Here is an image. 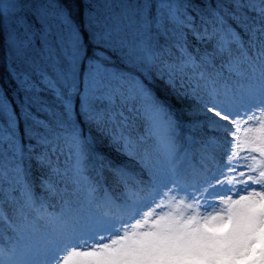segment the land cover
<instances>
[{
  "label": "snow or ice",
  "instance_id": "1",
  "mask_svg": "<svg viewBox=\"0 0 264 264\" xmlns=\"http://www.w3.org/2000/svg\"><path fill=\"white\" fill-rule=\"evenodd\" d=\"M0 5V219L18 236L0 247V264H264V0H157L87 20L84 0H58L39 16L26 0ZM169 36L178 39L162 44ZM193 42L212 43V52ZM216 55L228 57L235 85L217 87L201 70ZM193 100L196 122L201 113L206 122L207 160L223 149V167L187 178L169 166L165 175L125 111L144 118L155 151L171 163L178 117ZM61 145L84 195L53 213L38 205L27 165L52 170ZM104 146L121 193L105 190L96 203L87 162ZM136 164L150 170L147 181L133 174ZM201 180L187 202L180 192ZM15 203L19 225L8 219ZM100 206L110 212L94 215ZM25 208L36 213L31 221Z\"/></svg>",
  "mask_w": 264,
  "mask_h": 264
},
{
  "label": "rangeland",
  "instance_id": "2",
  "mask_svg": "<svg viewBox=\"0 0 264 264\" xmlns=\"http://www.w3.org/2000/svg\"><path fill=\"white\" fill-rule=\"evenodd\" d=\"M36 1V10H33L36 15H42L46 13H52L55 11L54 7H49V2L45 0H34ZM157 2V0H155ZM16 0H4V4L15 3ZM144 0H128V5H135L137 3H144ZM31 4L26 2V8ZM43 5V7H40ZM3 8V5H1ZM128 13L135 11L133 8H128ZM156 9H153L155 13ZM167 41L168 46H171L178 39L176 36H169L167 38L161 39V43ZM195 48L199 53L205 51L212 52V43L209 42H193ZM176 58L175 50H173V59ZM209 78L216 81L217 87L223 86H233L239 80L240 77L236 74V70L229 67V60L226 56L216 55L214 59L210 60L206 65L202 66V69ZM239 71H247L246 67L239 69ZM192 107L189 109L187 106L182 110L179 119V127L176 129L175 134V144L176 152L171 163L166 158L165 154L162 152L155 151V140L149 136V128L147 122L142 116H140L135 110L125 111V116L128 117L130 128L129 131L132 132L134 136L137 137H147L143 147L147 149L153 158V164L160 168L165 175H168V168L171 166L175 172L190 178L198 173H203L208 175L205 169L211 172L217 173L219 175L218 169L223 167V158L225 151L223 149L217 148L215 155V162L210 164L207 160L206 143L208 138V133L204 129V124L206 123L202 116L199 114L200 120L197 123V112L196 101L193 100ZM131 108V105H129ZM61 151L55 153L51 160V168L49 169H38L35 162L29 163L27 165L31 171L28 173L29 178L34 182L35 188L34 192L37 197L38 205L43 203L49 212L58 213L64 207L66 201H71L73 205H77L82 199L84 193L78 190L77 186L72 183L73 173V159L69 158L68 153L63 150L61 145ZM102 158H97L96 156L91 157L87 162L86 175L88 178L96 184L98 188V200L99 203L102 200L105 190L119 196L121 193V188L113 181L110 172L107 168V163L115 159L112 151L104 146L100 153ZM133 174L139 178L147 181L150 175V170L147 168H142L141 165L136 164L132 166ZM51 184L53 190L49 191L45 184ZM203 185V181H199L195 188L191 189V194L180 192L181 196H187V202H191L192 196L195 195L199 197L198 189ZM246 193L240 192L238 194L232 195L233 199H237L239 195H244ZM2 198V194H0ZM220 198H226L223 194ZM16 200L20 201L19 194L16 195ZM218 203V200L216 201ZM21 203H15L8 206V219L9 223L12 225H19L22 223V217L18 216L15 212L17 207H20ZM146 207V206H145ZM94 215H103L106 212H110L109 209L100 206L92 209ZM203 211V209L201 210ZM24 214L31 221L36 213L30 209H24ZM43 222H40L42 225ZM98 232L100 234H106L104 228H99ZM18 241L17 232L14 231L13 227L9 224L4 223L0 219V247L6 249H11V247Z\"/></svg>",
  "mask_w": 264,
  "mask_h": 264
},
{
  "label": "trees",
  "instance_id": "3",
  "mask_svg": "<svg viewBox=\"0 0 264 264\" xmlns=\"http://www.w3.org/2000/svg\"><path fill=\"white\" fill-rule=\"evenodd\" d=\"M48 1L49 5H55L58 0H45ZM148 3H156L155 0H144ZM26 2L30 3L31 5L26 8L25 10L30 14L36 13L33 10H36L37 4L34 0H26ZM92 4V9H89L88 4ZM35 5V6H34ZM122 5H128V0H84V7L79 10L82 13V17L84 20H87L89 17L90 12L92 14H98L100 16H107V15H114L119 14L122 12L128 13L129 9L127 7H122ZM51 8V7H50ZM0 9L1 5H0ZM11 63V57H9V64ZM3 58L0 56V72H3ZM3 83L6 84L9 88H12L13 85L9 82L7 75L4 76ZM15 95V93H13Z\"/></svg>",
  "mask_w": 264,
  "mask_h": 264
}]
</instances>
